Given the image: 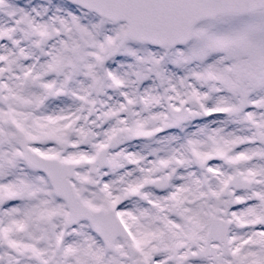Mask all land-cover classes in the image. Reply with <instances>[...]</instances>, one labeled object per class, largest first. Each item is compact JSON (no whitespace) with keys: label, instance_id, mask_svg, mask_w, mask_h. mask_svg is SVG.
I'll use <instances>...</instances> for the list:
<instances>
[{"label":"snow or ice","instance_id":"1","mask_svg":"<svg viewBox=\"0 0 264 264\" xmlns=\"http://www.w3.org/2000/svg\"><path fill=\"white\" fill-rule=\"evenodd\" d=\"M0 264H264V0H0Z\"/></svg>","mask_w":264,"mask_h":264}]
</instances>
